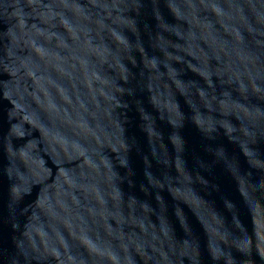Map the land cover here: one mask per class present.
<instances>
[{"label": "water", "instance_id": "water-1", "mask_svg": "<svg viewBox=\"0 0 264 264\" xmlns=\"http://www.w3.org/2000/svg\"><path fill=\"white\" fill-rule=\"evenodd\" d=\"M0 264H264V0H0Z\"/></svg>", "mask_w": 264, "mask_h": 264}]
</instances>
